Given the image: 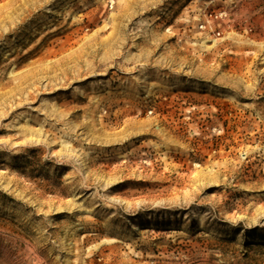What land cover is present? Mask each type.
<instances>
[{
    "label": "rangeland",
    "instance_id": "obj_1",
    "mask_svg": "<svg viewBox=\"0 0 264 264\" xmlns=\"http://www.w3.org/2000/svg\"><path fill=\"white\" fill-rule=\"evenodd\" d=\"M0 264H264V0H0Z\"/></svg>",
    "mask_w": 264,
    "mask_h": 264
},
{
    "label": "built area",
    "instance_id": "obj_2",
    "mask_svg": "<svg viewBox=\"0 0 264 264\" xmlns=\"http://www.w3.org/2000/svg\"><path fill=\"white\" fill-rule=\"evenodd\" d=\"M205 15H206L205 21H204V23L200 27L203 30H205L206 27L211 28L210 23L212 21L221 19L222 17H224L225 14L222 11H211V12L206 13ZM214 35L216 37H219L220 36V31L219 30H216L214 32Z\"/></svg>",
    "mask_w": 264,
    "mask_h": 264
},
{
    "label": "bare ground",
    "instance_id": "obj_3",
    "mask_svg": "<svg viewBox=\"0 0 264 264\" xmlns=\"http://www.w3.org/2000/svg\"><path fill=\"white\" fill-rule=\"evenodd\" d=\"M202 46H204V43H201Z\"/></svg>",
    "mask_w": 264,
    "mask_h": 264
}]
</instances>
